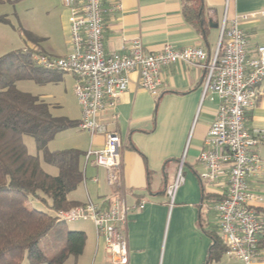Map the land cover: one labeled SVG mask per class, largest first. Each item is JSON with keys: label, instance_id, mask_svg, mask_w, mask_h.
Returning <instances> with one entry per match:
<instances>
[{"label": "crops", "instance_id": "crops-1", "mask_svg": "<svg viewBox=\"0 0 264 264\" xmlns=\"http://www.w3.org/2000/svg\"><path fill=\"white\" fill-rule=\"evenodd\" d=\"M203 2L206 33L186 20L184 0H103L106 49L124 50L138 40L146 51H157L166 44L176 48L201 46L212 57L220 44L225 15L231 19L246 13L255 14L247 20L240 19L249 41L248 57L255 55L258 45H264V0ZM45 3L58 18L61 34L49 43L45 37L37 36V40L30 39L22 49L66 56L72 50L70 12L63 0H45ZM205 75V69L197 65L183 62L171 65L162 70L161 92L154 96L140 87L139 75L134 72L128 91L121 96L113 112L111 127L123 140L121 160L129 208V264H246L228 252L218 260H210L213 239L209 230L217 231L218 218L213 204L205 202L203 196L205 192L221 195L227 190V184L218 183L206 190L199 177L204 168L199 156L219 106V98L212 90L203 96ZM63 76L75 89V77L56 72L57 78ZM257 90L256 104L247 113V124L264 131V83ZM58 117H67L78 125L60 131L49 142L54 146L50 151L78 149L84 152L81 162L84 179L69 198L81 204L89 199L96 203L112 200L116 191L108 184L106 170L96 165L94 156L86 159L90 147H102L106 136H91L79 127L82 111L76 92L75 107L72 105L64 116ZM258 152L263 167L250 179V186L264 196V143ZM184 155L186 181L171 205L166 189L175 181ZM259 210L264 217V201ZM78 229H83L87 240L76 263L112 264L94 224L92 228ZM250 264H264V233Z\"/></svg>", "mask_w": 264, "mask_h": 264}, {"label": "built area", "instance_id": "built-area-1", "mask_svg": "<svg viewBox=\"0 0 264 264\" xmlns=\"http://www.w3.org/2000/svg\"><path fill=\"white\" fill-rule=\"evenodd\" d=\"M63 3L70 12L71 52L52 56L34 51L32 57L40 68L75 77V92L82 111L79 127L91 136H106L102 147H90L86 159L94 156L96 165L106 170L108 184L116 194L102 203L89 199L69 209L54 210L53 216L58 222L91 221L112 264H129V208L121 160L123 140L111 127L113 112L129 89L132 73H138L141 88L159 96L163 69L180 62L197 65L206 71L203 96L212 90L219 98L216 118L199 156L204 167L199 177L206 190L218 183L227 184V190L222 193L225 197L213 204L218 230L227 252L250 264L264 233V217L259 210L264 196L250 186V179L263 167L258 150L264 143V131L247 124V113L256 104L257 87L264 83V45H258L255 55L248 57L249 41L240 19L247 20L255 14L231 19L225 15L219 47L210 57L201 46L176 48L166 44L157 51H146L138 40L127 49L108 51L103 0H63ZM184 169L185 155L175 181L166 189L171 205L186 181Z\"/></svg>", "mask_w": 264, "mask_h": 264}, {"label": "trees", "instance_id": "trees-1", "mask_svg": "<svg viewBox=\"0 0 264 264\" xmlns=\"http://www.w3.org/2000/svg\"><path fill=\"white\" fill-rule=\"evenodd\" d=\"M184 1L186 20L206 33L203 0ZM29 37L37 40L33 34ZM33 52L26 48L0 53V264H64L71 255L83 253L87 240L84 231L67 230L52 214L81 204L69 195L83 182L84 152L47 149L60 131L78 122L53 115L48 103L18 88L21 80L45 82L57 78L56 72L35 64ZM24 134L34 137L37 147L44 150L45 160L58 167V175L48 173L40 157L28 151ZM224 197L205 192L203 200L214 204ZM30 199L48 209L29 207ZM209 232L213 239L210 260H218L227 247L218 228Z\"/></svg>", "mask_w": 264, "mask_h": 264}, {"label": "rangeland", "instance_id": "rangeland-1", "mask_svg": "<svg viewBox=\"0 0 264 264\" xmlns=\"http://www.w3.org/2000/svg\"><path fill=\"white\" fill-rule=\"evenodd\" d=\"M0 17L7 19L0 20V53L6 54L11 51L22 49L29 44L30 34L35 37H45L47 42L53 41L56 35L61 34V24L54 15L45 0H0ZM39 38V37H37ZM63 74L64 73H60ZM21 91L39 97L48 103L53 115L64 116L70 107H75V89L70 80L53 78L45 82L34 79L21 80L17 83ZM23 139L31 154L38 155L44 169L52 174L58 175L57 166L50 164L44 158V150L37 147L35 139L30 134H24ZM54 146L47 144V149L52 150ZM31 208L47 210L48 208L38 200L30 199L28 204ZM62 226L67 230H83V227H93L88 220L66 221ZM79 256L71 255L64 264H77ZM22 264H28L23 261Z\"/></svg>", "mask_w": 264, "mask_h": 264}]
</instances>
